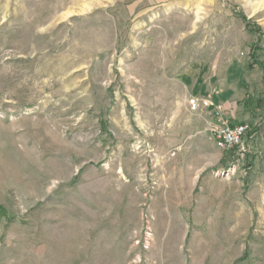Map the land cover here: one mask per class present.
<instances>
[{"label": "rangeland", "instance_id": "1", "mask_svg": "<svg viewBox=\"0 0 264 264\" xmlns=\"http://www.w3.org/2000/svg\"><path fill=\"white\" fill-rule=\"evenodd\" d=\"M0 264H264V0H0Z\"/></svg>", "mask_w": 264, "mask_h": 264}, {"label": "built area", "instance_id": "2", "mask_svg": "<svg viewBox=\"0 0 264 264\" xmlns=\"http://www.w3.org/2000/svg\"><path fill=\"white\" fill-rule=\"evenodd\" d=\"M191 110L196 111L201 106L198 98H191L188 101ZM224 108L221 104L214 107L213 120L217 123H210L208 128L209 135L216 145L225 151H236L239 156H245L249 147L246 144V138L252 131V127L248 122L239 124H231L224 117Z\"/></svg>", "mask_w": 264, "mask_h": 264}, {"label": "crops", "instance_id": "3", "mask_svg": "<svg viewBox=\"0 0 264 264\" xmlns=\"http://www.w3.org/2000/svg\"><path fill=\"white\" fill-rule=\"evenodd\" d=\"M214 101H216V99L214 98Z\"/></svg>", "mask_w": 264, "mask_h": 264}]
</instances>
